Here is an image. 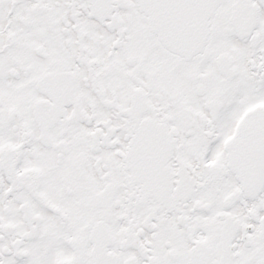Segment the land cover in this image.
Instances as JSON below:
<instances>
[{"label":"snow or ice","instance_id":"snow-or-ice-1","mask_svg":"<svg viewBox=\"0 0 264 264\" xmlns=\"http://www.w3.org/2000/svg\"><path fill=\"white\" fill-rule=\"evenodd\" d=\"M0 264H264V0H0Z\"/></svg>","mask_w":264,"mask_h":264}]
</instances>
